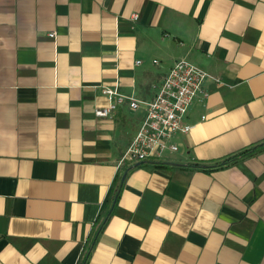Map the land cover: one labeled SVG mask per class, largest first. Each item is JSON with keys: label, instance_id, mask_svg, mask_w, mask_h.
<instances>
[{"label": "crops", "instance_id": "1", "mask_svg": "<svg viewBox=\"0 0 264 264\" xmlns=\"http://www.w3.org/2000/svg\"><path fill=\"white\" fill-rule=\"evenodd\" d=\"M181 56L219 81L164 167L119 164L144 111L101 87L149 99ZM261 141L264 0H0V264H264V147L178 167Z\"/></svg>", "mask_w": 264, "mask_h": 264}, {"label": "built area", "instance_id": "2", "mask_svg": "<svg viewBox=\"0 0 264 264\" xmlns=\"http://www.w3.org/2000/svg\"><path fill=\"white\" fill-rule=\"evenodd\" d=\"M136 16L134 14L133 18ZM48 35L53 36L54 33L49 32ZM208 78L219 81L186 56H181L164 73L149 99L102 86L101 91L107 96L108 103L94 109L96 116H111L123 104L130 110L142 108L144 111L129 143L122 150L118 163L122 165L163 160L167 154L176 151L174 137L178 133H187L192 128L191 124L184 122V118L192 102L207 95L204 83Z\"/></svg>", "mask_w": 264, "mask_h": 264}, {"label": "trees", "instance_id": "3", "mask_svg": "<svg viewBox=\"0 0 264 264\" xmlns=\"http://www.w3.org/2000/svg\"><path fill=\"white\" fill-rule=\"evenodd\" d=\"M263 147H264V141H261L258 143H254L248 147H245L239 151H236L232 154H229V155H227L221 159H218V160H214L211 162H202V161L193 160V161H189V162L184 163V164H179L178 167H188V168H192V169H201L204 171H211V170H214L217 168H221L223 166L233 164L241 158H244L246 156H249V155H252V154L258 152ZM142 163H151L152 165H154L156 167H164L167 164V163L163 162L162 160H149V161L139 162V164H142ZM117 194H118V192L116 191L114 196L112 197L111 204H113L114 199L116 198ZM89 247H90V245H89ZM87 255L84 256L83 263L86 261Z\"/></svg>", "mask_w": 264, "mask_h": 264}]
</instances>
